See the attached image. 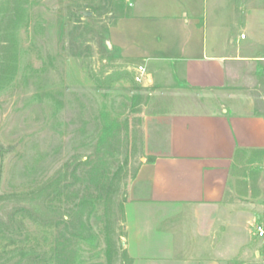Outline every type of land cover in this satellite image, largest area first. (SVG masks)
Returning a JSON list of instances; mask_svg holds the SVG:
<instances>
[{
    "label": "rangeland",
    "instance_id": "rangeland-1",
    "mask_svg": "<svg viewBox=\"0 0 264 264\" xmlns=\"http://www.w3.org/2000/svg\"><path fill=\"white\" fill-rule=\"evenodd\" d=\"M131 1L0 0V264H130L127 191L182 99L143 88L111 47ZM255 69L235 83L261 93ZM245 168L260 193L264 161ZM255 249L231 264H264Z\"/></svg>",
    "mask_w": 264,
    "mask_h": 264
},
{
    "label": "crops",
    "instance_id": "crops-1",
    "mask_svg": "<svg viewBox=\"0 0 264 264\" xmlns=\"http://www.w3.org/2000/svg\"><path fill=\"white\" fill-rule=\"evenodd\" d=\"M109 41L135 75L144 68L143 88L182 98L163 114L164 149L127 191L130 264L252 256L264 176L254 194L245 167L251 157L264 161V0H132ZM237 66H256L261 93L235 83Z\"/></svg>",
    "mask_w": 264,
    "mask_h": 264
},
{
    "label": "built area",
    "instance_id": "built-area-1",
    "mask_svg": "<svg viewBox=\"0 0 264 264\" xmlns=\"http://www.w3.org/2000/svg\"><path fill=\"white\" fill-rule=\"evenodd\" d=\"M241 38L244 39L245 35H242ZM135 80L137 82H140V83H144L147 80L146 76L144 74V68L143 67L137 68V74L135 76ZM253 237L256 240H259L261 242L262 251L260 252L258 250L257 255L264 257V221H260V220L256 221L255 226H254Z\"/></svg>",
    "mask_w": 264,
    "mask_h": 264
}]
</instances>
